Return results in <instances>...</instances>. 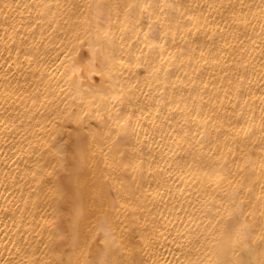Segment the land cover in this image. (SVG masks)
Instances as JSON below:
<instances>
[{
	"label": "bare ground",
	"instance_id": "6f19581e",
	"mask_svg": "<svg viewBox=\"0 0 264 264\" xmlns=\"http://www.w3.org/2000/svg\"><path fill=\"white\" fill-rule=\"evenodd\" d=\"M0 264H264V0H0Z\"/></svg>",
	"mask_w": 264,
	"mask_h": 264
}]
</instances>
